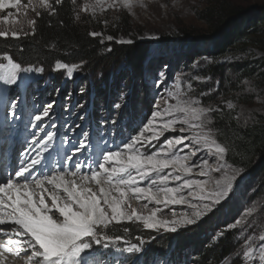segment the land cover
I'll return each mask as SVG.
<instances>
[{"label":"snow or ice","instance_id":"obj_1","mask_svg":"<svg viewBox=\"0 0 264 264\" xmlns=\"http://www.w3.org/2000/svg\"><path fill=\"white\" fill-rule=\"evenodd\" d=\"M62 2L54 0L56 5ZM137 5L147 7L145 0H85L81 11L95 18L97 13L103 14L108 9L123 8L132 13ZM41 10L55 14L52 0H0V38L7 41L35 36L36 17L42 15ZM89 35L97 37L103 33L93 31ZM104 38L115 39L112 35ZM117 42L133 43L130 39ZM3 58L7 62L0 63V81L5 85L16 84L20 73L44 71L43 67H22L7 52ZM80 67L58 60L54 70H66L71 78ZM192 79L207 78L197 75ZM174 88L167 90L164 106L158 102L135 135L122 146L106 150L87 163H72L73 157L69 155L65 158L69 167L47 172L37 169L56 133L48 131L43 137L38 133L34 136L30 147L39 149L37 155L28 161L21 154L20 166L0 180V264H5L10 256L22 255L27 264H89L85 254L94 245L108 248L122 240L119 235H109L110 228L139 222L147 229L176 232L180 225L195 224L228 197L234 181L244 170L228 162L232 148L220 139V130L215 126L216 116L224 109L205 105L199 96L193 95L191 82L185 90L178 78ZM224 103L227 109L237 107L232 100ZM51 109L49 104L33 117L36 123L32 126L39 132H45L41 122L49 117ZM166 133L175 135L169 137ZM85 147L81 142L76 150ZM213 158L214 163H210ZM34 170H37L35 174ZM193 175L202 178L193 179ZM149 204L154 206L149 208ZM170 205H187L193 211L182 215L171 211V218H164L163 212ZM254 211L247 209L245 216H251ZM246 223L242 217L228 228L236 229ZM128 230L125 226L124 231ZM246 240L245 260L258 258L264 264V243L255 247L258 241L264 242V232L250 235ZM140 243L144 241L141 239ZM124 251L139 253L141 248L133 244Z\"/></svg>","mask_w":264,"mask_h":264},{"label":"rangeland","instance_id":"obj_2","mask_svg":"<svg viewBox=\"0 0 264 264\" xmlns=\"http://www.w3.org/2000/svg\"><path fill=\"white\" fill-rule=\"evenodd\" d=\"M231 1L242 6L264 5V0ZM84 2L85 0H76L73 4L76 13H79V20L92 32L103 33L99 37L106 43L130 39L133 45L147 47L141 58L142 70L139 72L142 76H136L135 62L130 63L129 60L119 61L109 67L108 83H103L102 78L100 80L105 72H100L97 77L88 76L82 67L71 78L66 75V70H54L53 73H20L21 78L16 84L10 85L5 92L0 91V142L3 145L5 142L4 146L9 155L16 144L17 147L22 144L17 154V165L12 170L10 165L15 161H4L6 154L0 153L1 160L4 161L1 175L14 173L20 166L21 154L24 159L29 160L32 151L24 149L31 145L37 133L41 137L48 131L56 133L53 141L48 144V151L43 153L41 165L45 168L69 167L65 159L69 155L73 157L72 163H87L106 150L122 146L150 118L158 102L161 107L164 106V101L168 99L167 90H175L174 85L178 78L185 90L187 83L191 82L195 89L193 95L199 96L205 105L227 108L224 102L232 100L237 107L230 110L236 112L243 123L264 118V80L261 77L242 80L236 74L227 72L226 77L220 80L203 75L204 69L210 63L230 64L237 60H261V52L251 49L237 55L229 54L217 61L206 56H194L195 39L206 30L199 13L207 7L209 0H145L147 7L137 5L132 13L123 8L108 9L103 14L97 13L95 18L90 13L81 11ZM108 35L115 39L108 41L104 38ZM3 57L0 55V63L7 62ZM197 75L207 79H192ZM103 90L109 92L105 101H101L99 96V92L102 93ZM200 93L207 95H199ZM49 104H52L50 115L41 122L45 132H39L37 127L32 126L36 123L33 117L41 114ZM172 135L175 134L166 133V136ZM81 142L86 147L77 151L76 148ZM34 148L33 145L28 149ZM210 163H214V158ZM218 175L220 174L213 173V176ZM192 178L202 177L193 175ZM133 204L139 207L138 202L133 201ZM153 206L149 204V208ZM249 208H254L255 211L251 216H245ZM171 211L182 215L186 212L191 214L193 210L187 205H170L164 210L163 217L171 218ZM242 217L247 221L246 224L236 229L228 228V225ZM205 221L211 222L213 233L210 232L209 235L213 240L226 231L235 233L237 248L224 264H260L258 258L251 262L246 261L243 250L247 244L246 237L264 232V177H253L243 171L234 181L228 197L216 205L212 212L198 219L193 225L178 226L176 232L147 229L139 222L134 224H138L141 230L152 231L158 236L178 234L183 229H190ZM141 239L143 244L140 243ZM155 243L154 238H128L110 244L108 248L94 245L86 253L85 259L89 264H190L191 257H185L181 261L173 257H155L150 246ZM260 243L264 242L258 241L255 247L258 248ZM133 244L141 248L139 253L124 251ZM178 245L179 241L177 243V239L173 240L167 252H171ZM153 248L157 247L153 245ZM151 257L153 260L150 262Z\"/></svg>","mask_w":264,"mask_h":264},{"label":"trees","instance_id":"obj_3","mask_svg":"<svg viewBox=\"0 0 264 264\" xmlns=\"http://www.w3.org/2000/svg\"><path fill=\"white\" fill-rule=\"evenodd\" d=\"M53 6L55 14L41 11L42 15L36 17L35 36L9 38L7 41L0 38V55L4 56L7 52L23 67H43L48 73H53L58 60L68 64H80L88 76L97 77L100 72H105V75L100 76L103 83H108L110 66L129 60L130 63L135 62L136 76H142L139 72L142 70L141 58L147 47L106 43L99 36L89 35L92 31L77 19L72 1L63 0L59 5L53 3ZM199 18L205 23L206 30L195 39L194 56H206L217 61L229 54L237 55L251 49L263 55V59L256 61L210 63L204 69L203 75L223 80L226 73L230 72L242 80L254 76L264 80V5L242 6L231 0H209L207 7L199 13ZM100 92L101 101H105L109 96L108 90ZM220 108L224 111L216 116L215 126L220 130V139L232 148L227 157L228 162L253 177H264V118L245 124L237 118L236 112ZM125 226L129 229L127 232L124 231ZM107 231L109 235H119L122 239L154 238L156 243L150 246L155 257H173L177 261L191 257L190 264H224L237 248L234 231H226L213 240L209 235L210 232L213 233L210 221L183 229L178 234L167 233L158 236L152 231L141 230L138 224L130 222ZM176 239L177 243L179 241L178 248L167 252L168 246ZM153 245L157 248L154 249ZM168 253L169 255H166ZM149 259L151 262L153 257Z\"/></svg>","mask_w":264,"mask_h":264},{"label":"bare ground","instance_id":"obj_4","mask_svg":"<svg viewBox=\"0 0 264 264\" xmlns=\"http://www.w3.org/2000/svg\"><path fill=\"white\" fill-rule=\"evenodd\" d=\"M10 85H5L2 81H0V91L2 92H5L7 89H8V87H9ZM18 142V141H17ZM19 142H21V141H19ZM4 145H5V142H4ZM3 145V143L2 142H0V152H2L3 154L5 153L6 154V159L4 158V161H11V160H14L15 162H13V163H11V165H10V170H12L16 165H17V154H18V152H19V147L22 145V144H20L18 147H17V144L14 146V148H12V153L9 155V152H8V149L5 147ZM30 146H28L27 147V149H24V151H27V150H29V151H32V156H31V159L33 158V157H35L36 155H37V152L39 151V150H32V149H28ZM4 156V155H3ZM2 159V158H1ZM0 159V164H1V166H0V169H1V171L3 170L2 169V167H4L3 166V160H1ZM31 159H29V161L31 160ZM21 161V160H20ZM52 161V160H51ZM54 163V162H53ZM18 165H19V163H18ZM37 169H43L44 171H58V170H60L61 169V167H59V166H57V167H54V168H52V167H47V168H42V166L41 165H38L37 166ZM37 170H34V174H35V172H36ZM8 174H5V175H1L0 174V180H2L3 178H5L6 176H7ZM0 241H2V237H0ZM86 255V254H85ZM87 256V255H86ZM85 256V257H86ZM5 264H27V259H26V257L25 256H21L20 258H16V257H13V256H10L9 257V259L5 262Z\"/></svg>","mask_w":264,"mask_h":264}]
</instances>
